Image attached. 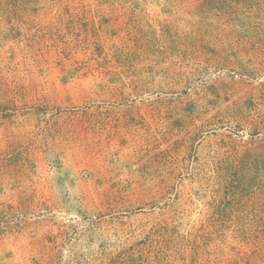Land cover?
<instances>
[{
    "label": "rangeland",
    "instance_id": "rangeland-1",
    "mask_svg": "<svg viewBox=\"0 0 264 264\" xmlns=\"http://www.w3.org/2000/svg\"><path fill=\"white\" fill-rule=\"evenodd\" d=\"M0 264H264V0H0Z\"/></svg>",
    "mask_w": 264,
    "mask_h": 264
},
{
    "label": "bare ground",
    "instance_id": "bare-ground-1",
    "mask_svg": "<svg viewBox=\"0 0 264 264\" xmlns=\"http://www.w3.org/2000/svg\"><path fill=\"white\" fill-rule=\"evenodd\" d=\"M123 149H124V147H123V148H122V147H118L116 150H118V152H123ZM111 150H115V147L111 148ZM64 151H65V153L68 154V155L71 154V152H76L75 149H69L68 147L65 148ZM107 153H110V152L107 151ZM158 174H159L158 170L155 169V170L153 171V173L151 174V176H152L153 178H156V177H158ZM184 205H186V204H184Z\"/></svg>",
    "mask_w": 264,
    "mask_h": 264
}]
</instances>
